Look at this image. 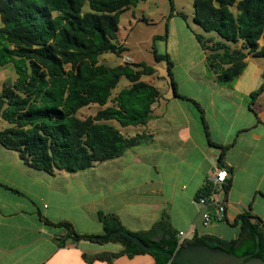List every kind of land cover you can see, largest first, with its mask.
Wrapping results in <instances>:
<instances>
[{
  "label": "trees",
  "instance_id": "1",
  "mask_svg": "<svg viewBox=\"0 0 264 264\" xmlns=\"http://www.w3.org/2000/svg\"><path fill=\"white\" fill-rule=\"evenodd\" d=\"M144 1L0 0L4 23L0 28V66H11L16 74V78L3 82L0 93V143L4 148L19 153L29 168L55 175L91 169L154 139L149 133L131 136L123 129L150 126L154 105L164 97L159 87L143 78L156 75L157 70L146 63H101L107 53L122 58L127 52L128 48L117 43L120 14ZM169 1L171 12L164 40L168 39L171 20L187 19L177 11L175 1ZM193 5V23L202 30L195 36L204 62L218 82H232L242 76L249 56L264 58V0H194ZM154 56L156 63L167 64L173 96L192 103L202 113V128L209 144L221 150L222 165L229 146L219 145L211 138L201 103L178 91L175 65L169 54L157 55L154 51ZM122 78L129 84L114 95ZM263 92L264 83L251 95L250 108ZM94 108L93 113L84 116L83 111ZM3 121L9 125L2 127ZM0 187L25 196L1 182ZM223 187L228 199L231 179ZM215 191L208 179L195 196L206 224L227 222V205L221 217L212 204ZM37 214L42 222L67 230L61 242L73 238L101 244L115 242L124 248L118 254L84 255L88 262L104 260L113 264L122 254H150L155 264H174L158 252L143 251L133 238L172 254L188 245H208L244 256L256 251L257 236L261 247L257 256L264 260V226L252 223L251 219L258 218L248 213L238 217L236 224H242V233L236 239L200 236L195 232L182 243L166 213L150 230L141 232L129 230L117 214L101 213L103 234H80L69 220L54 222L39 210Z\"/></svg>",
  "mask_w": 264,
  "mask_h": 264
},
{
  "label": "crops",
  "instance_id": "2",
  "mask_svg": "<svg viewBox=\"0 0 264 264\" xmlns=\"http://www.w3.org/2000/svg\"><path fill=\"white\" fill-rule=\"evenodd\" d=\"M3 26L0 16V28ZM1 68L7 69L0 66V72H4ZM4 81L0 84V91ZM161 99L165 111H159ZM161 99L155 105L152 119L161 122L155 123L158 124L155 127L150 124L148 133L154 139L143 143L147 148L141 144L127 151L123 157L112 160L111 164L104 162L103 166L97 164L91 168L93 170L88 169L91 170L89 174L96 172L102 176L112 172L114 177L108 181L106 177L101 183L90 187V176L83 175L85 172L82 171L57 172L55 175L35 173L37 179L45 176L53 181L44 179L46 192L39 191L38 197L28 199L31 207L23 198L24 195L0 187V264H109L104 260L88 262L84 255L118 254L124 249L115 242L101 244L73 238L61 242L60 238L67 235V230L42 222L38 210L54 222L64 219L71 221L80 234H103L104 227L99 219L101 213L117 214L123 225L133 232L150 230L166 213L178 232L215 235L224 240L240 236L242 224L236 222L245 213L258 218L251 219L252 223L264 226V111L257 110L261 107L256 103L250 109L249 103L247 112L250 116L241 115L240 111L246 108L238 105L231 94L223 90L210 93L209 105L215 111H218V106L224 105L223 102L231 101L236 114L230 116L221 113L222 120L226 122L224 128L218 114L207 119L213 141L229 146L222 163L231 170V188L227 199V222L206 224L195 196L214 172L221 150L211 146L208 139L204 143L203 139L197 140L196 136L195 139L191 138L190 133H179L177 139L181 135V141L175 149H168L170 146L165 145L155 149V131H173L178 124L180 128L184 123L202 129L198 114L191 106L184 118L180 116L184 122L173 123L175 116L171 113V107L177 98L172 95ZM195 99L198 102L202 100L200 96ZM219 101L222 105H218ZM238 119L243 122L236 127ZM136 128L139 127L125 130L126 134H143L134 131ZM1 147L3 145L0 143V182L21 192L22 176L29 178L33 169L23 163L19 153ZM166 154L168 158L159 171L163 164L161 156ZM101 166L104 173H101ZM36 199L38 201H34ZM155 262L150 254H122L113 260V264Z\"/></svg>",
  "mask_w": 264,
  "mask_h": 264
},
{
  "label": "rangeland",
  "instance_id": "3",
  "mask_svg": "<svg viewBox=\"0 0 264 264\" xmlns=\"http://www.w3.org/2000/svg\"><path fill=\"white\" fill-rule=\"evenodd\" d=\"M176 4L177 11L184 13L187 16V19L184 20L181 17H175L170 21L168 39L164 40L163 36L166 34L165 24L167 18L171 12V4L169 0H146L138 4V6H133L128 10H125L120 14V24H119V33L117 43L128 48L127 52L124 53L122 58H118L115 55L107 53L102 56L101 63L106 65L115 66L119 64L126 63L127 59L130 62H138V63H146L147 65L153 66L156 70L159 79L156 75L152 77H144V79L150 83H154L157 87L160 88L163 93L164 98H170L173 95V90L171 87L170 79L167 75V64L166 62L156 63L154 51L157 52V55L169 54L172 61L174 62V75L175 80L178 82V91L186 96L191 98H196L197 96L201 97L202 100L201 105L205 111L206 119H209L213 114H218L221 118V123L224 128L225 121L222 120L221 113H228L230 116L236 114L235 109L232 107L231 101L222 102L219 101L218 111H215L214 108L209 105L210 93L218 90H223L224 92L231 94L238 105H241L243 108H246L245 111H240L241 115L250 116L247 112L248 104L253 101L251 98L252 94H255L260 87L264 83V58H255L253 56H249L247 63L248 67L245 69L242 76L235 79L232 82H218L216 75L210 72L207 64L204 62V54L202 52L201 46L196 39V33L199 34L202 32L200 28H198L193 23V12H194V0H174ZM158 36L160 39H156ZM5 68H1L4 72H0V84L3 80L8 78L14 79L16 78V74L11 68L8 66ZM211 73V74H210ZM198 81H200L198 83ZM129 83L125 78L121 79L120 87L114 92V95L117 94L120 88L127 86ZM258 99L255 100L257 106L261 107V109H257L259 111H264V92L259 94ZM162 100V99H161ZM176 101V103H175ZM174 101V105L171 107V113L175 116L173 119V123L184 122V114H188L187 110H189V106L193 108L196 114H198V118L200 121V116L202 113L192 104L186 103L182 99H177ZM164 101L162 100L160 110H166L163 106ZM156 106L158 103L155 104ZM154 105V107H155ZM96 108V107H95ZM94 109H87L83 111L84 116L89 115L95 111ZM182 116L183 118H181ZM161 121L155 120L152 121L151 124L155 127ZM201 122V121H200ZM241 122V119H238L236 127H238ZM158 123V124H155ZM9 125L7 122H1V126ZM179 125V124H178ZM173 128V131L160 132L155 131L157 137L156 142L153 147L162 148L163 145L169 147L168 149H175L177 145H179L181 141V135H185L186 133L191 134V138L199 140L203 139V142H207V137L204 129L198 127H192L188 125V123H184L179 126ZM214 126H216V122H214ZM150 127V126H149ZM147 126H140L139 128L134 129L138 130L139 133H148L149 130ZM189 127V128H188ZM216 128V127H215ZM153 130V128H152ZM218 131V130H217ZM123 132L125 130L123 129ZM264 132V129H263ZM158 133V134H157ZM181 134L179 139L177 137ZM215 135H218L216 131H214ZM219 133V132H218ZM144 148H147L145 144H142ZM3 150L5 148L1 147ZM168 155L161 156L160 161H163V164L160 166L159 171L165 165V161L167 160ZM112 161H108L106 164H111ZM102 166L105 165L101 163ZM101 173H104V169ZM93 170V169H91ZM84 170L82 172L83 175H88L89 171ZM36 174H45L44 172H38L33 170L32 173H29V178H26L24 175L21 178V192L25 194L23 197L27 204L30 206L31 197H38L37 194L40 191L46 192L44 188V179L46 178L49 182H52V178L48 177H40L36 178ZM112 172L106 173L105 175H99L98 173H90V180L88 182L90 187L93 185L96 186L100 181L107 177L106 181L113 178L111 175ZM47 175V174H46ZM99 191V190H96ZM38 201V199L34 200ZM31 207V206H30ZM136 211V210H135ZM139 217V215H138ZM129 220L132 221V218L129 217ZM139 218H137L138 220Z\"/></svg>",
  "mask_w": 264,
  "mask_h": 264
},
{
  "label": "water",
  "instance_id": "4",
  "mask_svg": "<svg viewBox=\"0 0 264 264\" xmlns=\"http://www.w3.org/2000/svg\"><path fill=\"white\" fill-rule=\"evenodd\" d=\"M133 240L143 251L158 252L174 264H264V260L257 256L261 249L258 236L256 237V251L244 256L230 254L220 248H211L208 245H188L181 248L177 254H172L158 246H148L138 238H133Z\"/></svg>",
  "mask_w": 264,
  "mask_h": 264
},
{
  "label": "built area",
  "instance_id": "5",
  "mask_svg": "<svg viewBox=\"0 0 264 264\" xmlns=\"http://www.w3.org/2000/svg\"><path fill=\"white\" fill-rule=\"evenodd\" d=\"M230 174L229 171L226 169H216V172L213 173L211 176V180L215 185H218V190L214 192L212 196V204L215 205L219 209V214L222 217V214L225 209V205L227 204L226 199H225V193H224V188H223V183L229 178ZM181 243L182 241L189 236L188 233L186 232H181L179 234Z\"/></svg>",
  "mask_w": 264,
  "mask_h": 264
},
{
  "label": "clouds",
  "instance_id": "6",
  "mask_svg": "<svg viewBox=\"0 0 264 264\" xmlns=\"http://www.w3.org/2000/svg\"><path fill=\"white\" fill-rule=\"evenodd\" d=\"M124 60H126V63H129L130 61H128L127 59H124ZM5 67H8V66H5ZM144 79V78H143ZM145 80V79H144ZM146 81V80H145ZM152 84H154V83H152ZM1 90H2V88H1ZM0 93H1V91H0ZM178 99V98H177ZM252 103V102H251ZM256 104V102H254V105ZM253 105V106H254ZM251 109V108H250ZM216 169H226L227 171H229V174H230V176H229V178L222 184V185H224L228 180H230L231 179V170H230V168H228L226 165H224L223 163H222V165L219 163V159H218V161H216V165H215V168H214V172H216ZM213 172V173H214ZM213 173L209 176V180L213 183V181L211 180V176L213 175ZM214 184V183H213ZM214 186H215V188L218 190V185H215L214 184ZM224 188V187H223ZM216 192V191H215ZM224 193H225V191H224ZM225 196V195H224ZM226 199V198H225ZM226 202H228L227 201V199H226ZM227 205V204H226ZM181 232H179V234H180ZM186 233H188L189 234V236L187 237V238H190V237H192L193 236V233L192 232H189V231H187ZM179 238H180V236H179ZM181 240V239H180Z\"/></svg>",
  "mask_w": 264,
  "mask_h": 264
}]
</instances>
